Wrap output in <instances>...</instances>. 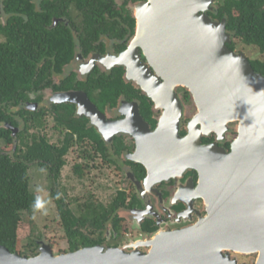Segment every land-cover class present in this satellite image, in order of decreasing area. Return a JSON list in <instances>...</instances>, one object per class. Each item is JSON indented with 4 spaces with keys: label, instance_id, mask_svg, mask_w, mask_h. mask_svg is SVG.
<instances>
[{
    "label": "water",
    "instance_id": "water-1",
    "mask_svg": "<svg viewBox=\"0 0 264 264\" xmlns=\"http://www.w3.org/2000/svg\"><path fill=\"white\" fill-rule=\"evenodd\" d=\"M216 1L148 0L138 8L131 49L141 46L163 80L138 58L132 64L123 58L119 62L127 64L131 78L165 108L155 131L137 109L139 129L132 119L110 122L85 93H61L55 99L77 104L79 114L105 136L107 129L134 135L138 148L131 158L147 167V181L197 170L196 192L206 203L207 215L190 228L156 233L143 242L147 253L137 246L98 244L56 254L40 241L34 256L0 245V264H225L229 257L224 250L258 253L257 264H264V75L244 52L229 48L226 19L215 21L209 14ZM178 86L190 91L197 107L185 136L180 134ZM233 122L238 123V137L231 152L216 143H201L213 133L223 138Z\"/></svg>",
    "mask_w": 264,
    "mask_h": 264
},
{
    "label": "flooded vegetation",
    "instance_id": "flooded-vegetation-1",
    "mask_svg": "<svg viewBox=\"0 0 264 264\" xmlns=\"http://www.w3.org/2000/svg\"><path fill=\"white\" fill-rule=\"evenodd\" d=\"M146 1L148 0H0V61L7 54L12 56L13 38L19 39L18 47H21L24 58L28 59L29 44L34 43L31 33H36L38 52L32 58L35 56L34 60L39 63V69H42L43 74L46 73V78L42 80L39 88L30 92L29 98L22 100L18 106H14L12 101L0 102V108L17 122L16 126L10 121L0 122V129L5 128L11 132V136L17 137L25 127L24 120L19 114L20 110L40 111L42 116L46 114L47 118L49 116L53 118L51 113L56 109L72 105L75 108V115L85 117L86 127L92 128L103 141L102 151H99L97 142L91 137H84L82 142H78L77 136L73 148L80 149L82 158L83 150H89L94 158L89 163L101 158L103 164L113 166L123 174L121 181L124 187L118 189L117 194L123 192L126 203L117 211L119 227L117 229L112 223H107L103 229L97 231V236L102 240L100 245L109 248L137 246V249L144 253L149 251V247L144 246L143 242L152 239L156 233L190 228L207 215L206 203L196 192L199 172L190 168L168 178L147 181L149 175L147 167L131 158L138 148L134 135L128 132L112 134V129H107L105 136L89 117L79 114L77 104L70 101L56 102L55 99L61 93H85L110 122L132 119L134 126H138L139 129L141 125L135 119L137 109L140 118L151 132L158 128L165 108L159 106L131 78L129 66L119 62L123 58L132 64L138 58V62L163 80V76H160L151 65L141 46L131 49L139 26L138 8ZM39 37L41 42L38 41ZM53 38L56 40L66 38L72 52L60 70L50 66L59 60L57 57L59 52L53 49L50 54V46H45ZM113 80H119L121 86L115 91L111 90V93H104L102 81ZM175 92L183 107L180 134L185 136L197 107L187 88L178 86ZM187 93H190V96ZM69 131L65 130L63 138ZM38 133L47 136L44 128H40ZM237 137L238 123L233 122L229 124L223 138L213 133L203 136L201 143H216L227 152H231L232 144ZM61 140L49 142L59 144ZM10 145L11 142L0 137V156L17 159L13 150H7ZM90 166L92 169L98 167L96 164ZM38 167L47 170L50 178L47 168ZM60 177L58 180L50 178L53 186L58 184ZM120 211L126 213V219L138 231V235L131 239L121 240L124 235L122 223L125 217L120 215ZM83 230L89 232L91 228ZM137 242L139 245H136ZM133 249L127 248V251ZM223 254L229 257L225 264H257L259 257L258 253L235 250H224Z\"/></svg>",
    "mask_w": 264,
    "mask_h": 264
},
{
    "label": "trees",
    "instance_id": "trees-1",
    "mask_svg": "<svg viewBox=\"0 0 264 264\" xmlns=\"http://www.w3.org/2000/svg\"><path fill=\"white\" fill-rule=\"evenodd\" d=\"M209 14L215 21L221 22L226 19V28L232 37L230 49L236 51L234 40L239 39L245 45L258 47L264 54V0H224L223 3L214 5V9L209 11ZM31 34H33L34 43L29 44L28 59L24 58L21 47H18L19 39L13 38L11 39L12 56L7 54L0 61V102L12 101L14 106H18L22 100L28 99L29 93L36 91L42 80L46 78V73H42L39 63L34 60L35 56L32 58L38 52V45L36 33ZM38 41L41 42L40 37ZM45 46H50V54L53 49L59 52L57 56L59 60L50 64L54 69L61 68L72 53L66 38L57 40L53 38ZM250 61L254 69L264 75V57L250 59ZM120 86L119 80L102 81L104 93H111V90L115 91ZM187 94L190 96V93ZM19 114L24 120L25 127L17 137L11 136V132L5 128L0 129V137L12 143V150L17 157L13 159L0 156V245L24 256H34L38 254L40 245L35 241L33 233L24 250L20 248L19 239L20 223L28 218L29 222H33L32 216L43 207L38 194L31 190L29 175L31 165L47 168L50 178L58 180L62 169L67 164L66 156L75 145L77 136L78 142H82L84 137H91L97 142L99 151H102L103 141L92 128L86 127L85 117L75 115V108L70 104L51 113L55 123L54 128L70 130L59 144L50 143L47 136L38 133L40 128L47 126L46 114L42 116L40 111L27 109L20 110ZM4 121H10L14 126L17 124L6 111L0 108V122ZM89 152V150H83L84 161L76 163L72 168L79 178L85 176L86 169H91L89 161L94 158ZM51 191L60 212L69 245L68 251L102 244L97 231L103 229L107 223H112L118 229L120 219L117 211L126 203L123 192L116 194L108 205L89 200L82 205L80 215H76L59 192H55L54 189ZM37 201L41 204L39 209L34 208ZM24 213H27L28 217H25ZM88 228H91L89 232L83 230Z\"/></svg>",
    "mask_w": 264,
    "mask_h": 264
},
{
    "label": "rangeland",
    "instance_id": "rangeland-1",
    "mask_svg": "<svg viewBox=\"0 0 264 264\" xmlns=\"http://www.w3.org/2000/svg\"><path fill=\"white\" fill-rule=\"evenodd\" d=\"M223 1L217 0L215 6L223 3ZM234 41L236 42V51L244 52L250 59L264 57L258 47L245 45L239 39ZM190 115L189 117H191ZM54 124L53 118L49 116L47 126L44 128V133L52 142L58 141V139L61 140L65 133V130L61 128H54ZM40 132L42 133V131ZM12 149L13 145L7 147L8 151ZM66 160L67 164L62 169L58 184L54 183L55 186L51 183L47 170L31 165L29 170L31 190L38 194L43 207L32 216L33 222H29L28 218V220L20 223L19 239L21 250L26 248L29 237L33 233L35 241L38 243L42 241L51 245L54 253L59 254L68 251V241L62 226L60 212L51 194L52 189L55 192H59L66 199V202L69 203L70 208L76 215H80L84 203L92 200L96 203L108 205L117 194V190L124 187L121 181L123 174L118 172L113 166L103 164L101 158L90 162V165L96 164L98 167L86 169L83 178H79L72 170L76 163L83 162L80 149L72 148L67 154ZM120 215L125 217L122 223V233L124 235L121 240L131 239L138 235V231L126 219V213L120 211ZM24 216L28 217L27 213H24Z\"/></svg>",
    "mask_w": 264,
    "mask_h": 264
},
{
    "label": "clouds",
    "instance_id": "clouds-1",
    "mask_svg": "<svg viewBox=\"0 0 264 264\" xmlns=\"http://www.w3.org/2000/svg\"><path fill=\"white\" fill-rule=\"evenodd\" d=\"M35 209H39L41 208V204L39 203V201H37V203L34 205Z\"/></svg>",
    "mask_w": 264,
    "mask_h": 264
}]
</instances>
